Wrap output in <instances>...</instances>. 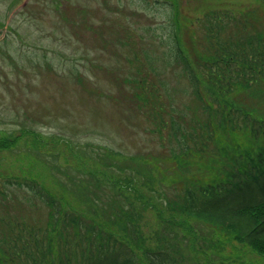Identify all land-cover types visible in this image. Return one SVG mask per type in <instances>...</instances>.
<instances>
[{"label": "rangeland", "instance_id": "rangeland-1", "mask_svg": "<svg viewBox=\"0 0 264 264\" xmlns=\"http://www.w3.org/2000/svg\"><path fill=\"white\" fill-rule=\"evenodd\" d=\"M154 1L0 0V241L9 225L22 222L31 230L53 224L56 217L26 188L3 187L7 179L32 178L80 223H103L120 238L126 233L141 259L144 247L176 264H264L259 252L183 208L186 191L199 194L207 184L229 181L238 158L255 164L250 171L261 168L264 136L234 121L205 139L198 128L209 115L205 95L193 94L173 48L175 36L193 38L188 48L207 59L208 47H215L207 33L216 27L199 7L226 4L250 14L252 0H173L184 9L177 20L168 3ZM254 9L264 25L263 10ZM221 22L220 39L244 36L239 28H250L241 16ZM234 93L224 106L234 103L250 118L264 119V81ZM86 173L101 180L100 189ZM108 173L131 176L137 184L118 187ZM231 194L230 203L246 199L245 193ZM133 210L136 217L127 220ZM118 223L125 225L122 231L113 226ZM55 236L50 245L43 241L42 253L33 249L31 259L28 245L27 257L9 253L12 259L0 245V264H37L41 257L56 264L63 254ZM73 253L80 261V250Z\"/></svg>", "mask_w": 264, "mask_h": 264}, {"label": "trees", "instance_id": "trees-1", "mask_svg": "<svg viewBox=\"0 0 264 264\" xmlns=\"http://www.w3.org/2000/svg\"><path fill=\"white\" fill-rule=\"evenodd\" d=\"M155 1L162 5L168 3L167 6L172 8L176 20L179 11L184 10L181 9L180 5L173 3V0ZM251 5L252 12L250 14L244 8L234 9L226 4L219 6L214 3H206L199 7V9H202L201 15L205 16V20L208 23L213 22L214 27H216V31L213 33V26H210V32L207 33V36L213 38L212 42L215 46L214 48L208 47L209 56L207 59L201 57L200 51L194 52L188 48L189 45L195 44V39H185L181 36L182 40L179 36H175V42L173 40L175 61L181 63L183 72L193 88V94L203 93L205 95V110L209 114L208 119L203 126L194 125L192 129L194 131L198 127L204 130V137L208 140L214 139L216 127L223 128L228 124L232 125L234 121L240 122L242 128L247 129L246 126H248L253 136H264V119L250 118L249 114L251 113L238 108L237 104L232 103L233 107H231V105L224 106L222 103L224 100L236 99L235 93L237 91L232 96L234 90L247 89L264 81V25L259 24V19L255 18L253 14L255 11L254 6H257L259 11L262 12L263 10L264 12V0H252ZM104 10L110 12L108 6ZM234 16L243 17L250 28H239L241 32L246 31L244 36L239 34L238 36L233 35L220 39L216 35L218 33L217 29L220 24L226 23L221 21L231 20ZM256 23L261 28L256 26ZM189 139H194L193 133H190ZM4 144L0 143V146ZM106 153L110 157L107 150ZM262 156L263 159L260 157L258 162L261 168L257 166L255 171L249 170L252 169L250 166L255 164H243L245 158H238L241 160V164H234L233 167L238 169L236 173L230 175L229 181L212 182L201 189V197L205 195L207 198L199 199L195 197L193 191H186L183 207L188 214L201 219L220 231L231 233L235 239L264 256V155ZM129 161L136 162L135 160ZM242 165L244 167L243 172H241ZM102 166L106 170L109 167L104 164ZM136 172L139 175L141 174L138 171ZM86 174L89 178H95V186L100 189L102 183L96 177V172V176L91 173ZM106 178L118 187L137 184L136 179L131 176L121 177L108 173ZM115 179L119 180L116 181ZM11 180L7 179L3 187L11 185L16 188H26L29 198L31 195V199L45 204L50 215L56 218L52 217L53 224L45 227L47 229L31 228V230H28V227L22 222L16 223V226L9 225L5 227L7 235L6 238L0 241V245L3 246L6 256H9V258H11L9 253L12 257H18L21 253L26 256L25 250H27L28 245V258L31 259L33 249L42 253L44 250L43 241H45L46 246L50 245L51 240L58 234V248L64 251L66 262L62 261L60 255L56 264H70V257L74 258V264H176L171 256L150 251L144 247H142L143 249L139 248V252L141 251L142 254L141 259L140 254L138 256L131 249L134 246L131 245V238L126 237V233L121 234L120 238L105 230L107 227L103 223L93 221H82L80 223V218L69 213L64 203H61V199L54 197L45 189L43 184L32 178L23 181H12V183ZM57 183L63 193L68 192L67 184L65 185L58 179ZM231 185H236V187L234 188ZM88 188H90V185H88ZM150 190L152 191V189ZM234 191L240 194L245 193L246 199L241 203H230L227 198ZM223 192H225L224 196ZM120 195L128 198L123 192ZM97 199L99 201L100 196ZM136 215L134 210L131 211L127 220L135 218ZM57 226V233L52 235L51 233L55 232ZM67 226H71V229ZM113 226L119 231L125 228L124 224L119 223ZM123 240L127 243L125 244ZM76 250H80V261L76 259L77 255L73 253ZM37 264L49 263L45 261L44 257H41V261H38Z\"/></svg>", "mask_w": 264, "mask_h": 264}]
</instances>
